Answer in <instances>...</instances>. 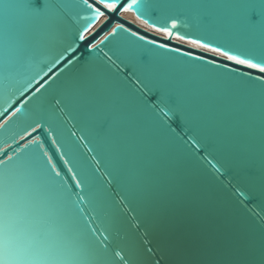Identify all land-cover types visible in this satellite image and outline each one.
<instances>
[{
	"label": "water",
	"instance_id": "1",
	"mask_svg": "<svg viewBox=\"0 0 264 264\" xmlns=\"http://www.w3.org/2000/svg\"><path fill=\"white\" fill-rule=\"evenodd\" d=\"M186 2L139 0L114 13L99 5V21L77 3L74 24L0 71V160L57 205L83 195L84 217L129 264H237L242 248L264 240V90L242 73L261 74L199 47L248 51L228 10L213 7L227 0L169 6ZM85 25L90 43L122 28L91 51L77 42L44 76ZM161 97L173 109L166 122Z\"/></svg>",
	"mask_w": 264,
	"mask_h": 264
},
{
	"label": "snow or ice",
	"instance_id": "2",
	"mask_svg": "<svg viewBox=\"0 0 264 264\" xmlns=\"http://www.w3.org/2000/svg\"><path fill=\"white\" fill-rule=\"evenodd\" d=\"M77 3L92 12L89 19L97 21L106 17V12H127L134 6L139 7V0H131L127 6L120 5L119 0H95L94 4L89 0H0V71L7 73L22 63L33 44L59 31L67 21L71 20L74 24L75 18L70 16L69 9ZM169 6L203 8L207 5L199 0H187L183 5ZM213 7L228 10L234 26L248 38V51L234 54L232 49L211 47L202 42H199V47L210 48L236 65L256 70L261 75H242L260 82L264 90V0H227ZM176 26L177 21L173 19L171 28ZM118 28H122V25H117L102 40L90 43L92 25L75 27L72 42L50 62L44 76L49 77V73L64 58L65 52L76 50L74 46L77 42L84 43L86 50L91 51L107 41ZM156 30L161 31L160 28ZM163 31L171 35L167 26ZM191 42L198 43L196 40ZM71 62L68 61L69 64ZM42 71V68L36 71L25 87H30ZM47 83V79L43 80L36 92H40ZM80 87L86 88L87 85ZM160 103L163 106L159 107V115L161 121L166 122L173 109L168 107L165 97H161ZM16 111L20 112L21 109ZM0 164L5 165V169L0 171V264H129L127 253L123 249L117 251L110 248L108 236L103 232L97 236V229L91 227L84 217V210L78 202L85 200L83 195L76 193L78 201L57 205L42 194L31 177H19L14 170L8 169L4 160H0ZM55 175L59 176L60 173L55 172ZM261 179L264 180V176ZM80 186L81 180H77L76 187ZM148 251L151 252V249ZM236 261L237 264H264V240L259 245L249 244L242 248Z\"/></svg>",
	"mask_w": 264,
	"mask_h": 264
},
{
	"label": "bare ground",
	"instance_id": "3",
	"mask_svg": "<svg viewBox=\"0 0 264 264\" xmlns=\"http://www.w3.org/2000/svg\"><path fill=\"white\" fill-rule=\"evenodd\" d=\"M122 17L125 18V19H127V20H130L132 22H135L134 19H133V17L130 14L123 13L122 14Z\"/></svg>",
	"mask_w": 264,
	"mask_h": 264
}]
</instances>
